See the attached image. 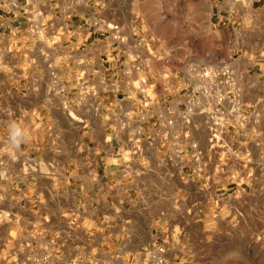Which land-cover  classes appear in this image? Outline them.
<instances>
[{"label":"built area","instance_id":"1","mask_svg":"<svg viewBox=\"0 0 264 264\" xmlns=\"http://www.w3.org/2000/svg\"><path fill=\"white\" fill-rule=\"evenodd\" d=\"M109 1L0 0L7 55L21 59L16 69L0 53V73L14 79L19 70L27 83L24 93L41 86L45 98H72L63 108L81 127L90 125L87 112L104 121V141L116 153L112 162L122 166V179L138 196H143L138 183L149 175L184 185L176 195L188 200L186 214L159 218L154 223L159 234L129 256H117L121 264H193L191 252H183L169 231L202 222L204 197H216L218 204L226 191L256 187L257 170L264 171L260 113L242 98L232 63L208 64L174 43L164 45L138 15L126 23L111 20ZM23 32L29 45L13 47V38ZM9 161L15 156L0 157L4 177ZM39 168L38 162L22 163L17 180ZM6 202L0 187V231L21 222ZM50 259L37 251L24 258L21 246L8 248L0 240V264H52ZM85 259L78 249L69 264Z\"/></svg>","mask_w":264,"mask_h":264},{"label":"crops","instance_id":"2","mask_svg":"<svg viewBox=\"0 0 264 264\" xmlns=\"http://www.w3.org/2000/svg\"><path fill=\"white\" fill-rule=\"evenodd\" d=\"M219 1L212 0V6L221 20ZM126 9L125 0H110L107 16L126 23ZM9 44L0 33V53L19 69L17 54L7 55ZM19 45H29L24 32L13 38L12 46ZM15 72L14 79L0 73V157L15 156L6 168L8 176L0 168V187L21 222L4 226L0 240L8 248L21 246L24 258L37 251L41 258L51 256L52 264H69L83 249L85 264H96L127 257L159 234L155 219L138 205L142 196L127 188L122 166L112 162L116 153L104 141V121L87 112L90 125L81 127L63 108L72 98H45L41 86L24 93L26 80ZM16 127L20 134L13 138ZM30 161L38 162L40 171L18 181L21 164ZM81 232L88 238L81 239ZM7 253L6 248L1 255Z\"/></svg>","mask_w":264,"mask_h":264},{"label":"rangeland","instance_id":"3","mask_svg":"<svg viewBox=\"0 0 264 264\" xmlns=\"http://www.w3.org/2000/svg\"><path fill=\"white\" fill-rule=\"evenodd\" d=\"M123 15L143 20L147 32L164 45L174 43L180 51L208 64L232 63L242 98L254 104L264 130V0H220L221 20L215 19L212 0H125ZM219 20V21H218ZM264 140V134L261 136ZM256 187L206 196L202 222L191 228L170 230L179 248L188 250L193 264H264V171L258 169ZM161 174L140 180L143 196L138 205L161 221L186 214L188 200L177 197L183 187ZM182 219L183 223H186ZM81 239L88 236L84 232ZM111 264H121L113 257Z\"/></svg>","mask_w":264,"mask_h":264},{"label":"clouds","instance_id":"4","mask_svg":"<svg viewBox=\"0 0 264 264\" xmlns=\"http://www.w3.org/2000/svg\"><path fill=\"white\" fill-rule=\"evenodd\" d=\"M20 134V128L19 127H16L15 128V131L13 133V138H15L16 136H18Z\"/></svg>","mask_w":264,"mask_h":264}]
</instances>
